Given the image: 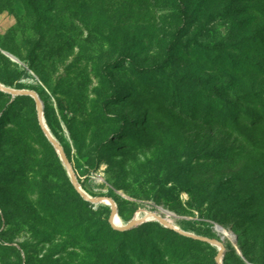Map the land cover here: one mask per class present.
<instances>
[{"label": "rangeland", "instance_id": "1", "mask_svg": "<svg viewBox=\"0 0 264 264\" xmlns=\"http://www.w3.org/2000/svg\"><path fill=\"white\" fill-rule=\"evenodd\" d=\"M229 1L243 12L220 14ZM183 2L185 15L178 0H0V83L38 95L80 188L110 198L122 225L137 214H156L179 230L222 241V264H264V0ZM198 43L223 48L204 51ZM124 55L129 58L121 62ZM131 62L147 71L137 72ZM18 97L0 96L2 168L7 160L19 171L25 152L28 175L38 170L39 154L53 169V150L36 129L35 102ZM229 108L258 123H225ZM99 144L105 146L96 153ZM55 174L61 186L63 175ZM0 175V232L19 255L12 261L81 264L85 244L73 249L66 236L45 240L22 222L6 224ZM60 189L66 204L76 205L67 187ZM90 204L102 207L94 218L99 228L112 208ZM144 225L132 229L148 231ZM217 225L233 237L220 235ZM138 239L129 243L142 245ZM163 243L170 245L167 256L187 254L177 264H217L218 248L206 242L211 248L198 251L172 235Z\"/></svg>", "mask_w": 264, "mask_h": 264}, {"label": "trees", "instance_id": "2", "mask_svg": "<svg viewBox=\"0 0 264 264\" xmlns=\"http://www.w3.org/2000/svg\"><path fill=\"white\" fill-rule=\"evenodd\" d=\"M178 1H180V12L185 15L188 9L187 4H185L183 0ZM243 10L244 8L242 5H234L232 1H229L222 8L220 14L223 16L238 15L242 13ZM181 33L182 30L178 29L174 38L168 44L165 51V63L172 57L178 45ZM197 46L204 51L221 50L223 48L220 43L214 45L198 43ZM128 58L129 57L124 55L120 57L119 60L125 62ZM131 64L133 69L139 73L147 71V69L137 67L134 62H131ZM117 65L118 63H113L112 66ZM106 77L109 83L113 82V78L109 73H106ZM211 91L214 92V97L216 99H222L219 88L213 87ZM0 96H4V93L0 92ZM16 100H13L6 110L11 111L12 105ZM18 100L31 101V98L28 96H19ZM219 104L220 103H218V105ZM223 118L225 123H233L237 119H242V121L247 119L248 125L258 123L257 120L249 117V115L234 113V108L227 109ZM260 120L264 122V119ZM219 123L220 121L215 124ZM36 129L39 131L44 145L53 150L51 157L54 159L55 166L53 169L49 168L45 159L47 157L41 154L35 155L36 158L40 156L37 159L38 170L34 175H28V172H26L24 168L26 166L24 157L25 152L20 158L21 164L20 168H18L19 171L13 169L14 162L12 161L9 162L4 160V168H2L3 163H0V172H4V186L7 187L4 193V216L6 217V224L9 225L11 222L21 224L22 222L26 227L29 225L31 232H34L45 240H49L55 236L59 238L66 236L70 239L73 249L76 248L79 242L85 244V247H83L81 264H168L170 261H172V264H177L180 260L183 261L187 254L185 252L176 251L167 256L170 245L163 243L167 235H172L181 241L192 244L197 251L204 246L211 248L205 242L182 236L174 230L165 228L159 224L152 225L145 223L144 226L149 227L148 231H135V229L118 231L111 227L108 221V214L103 224L99 228L95 227L94 224L96 220H94V218L102 207L95 206V209H93L94 206L85 201L74 189L59 156L54 152L53 147L44 136L37 122ZM104 146L105 145L99 144L95 152L99 153ZM1 169L4 171H1ZM56 170L61 171L63 175L64 183L61 184V186L63 188L64 186L67 187V191L64 193L66 195L70 194L77 202L76 205L69 207L66 204L68 200L66 201V197L60 192V190H62L60 189L61 186L53 182V179L57 177L55 174ZM2 175H0V182L2 180ZM24 180L26 181V185ZM6 201H9V209L5 207L7 206ZM155 235L159 237L154 240ZM133 237H135L136 240L140 238L138 240L142 242V245L135 242L131 245L129 239ZM148 243L150 244L149 246ZM11 251L12 248L6 245L5 238L3 239V234L0 232V264H17V262L12 261V258L16 259V256L18 257L19 255L18 253L15 255L11 253ZM165 256L168 257L167 259L169 260L166 261Z\"/></svg>", "mask_w": 264, "mask_h": 264}, {"label": "water", "instance_id": "3", "mask_svg": "<svg viewBox=\"0 0 264 264\" xmlns=\"http://www.w3.org/2000/svg\"><path fill=\"white\" fill-rule=\"evenodd\" d=\"M9 55L12 59L17 60L16 58H14L13 56ZM0 91L10 94L11 96H28L31 97L34 102H35V106H36V110H37V114H38V121H39V125L45 135V137L47 138V140L49 141V143L54 147V149L56 150L60 161L62 162L63 166L65 167L67 174L70 178V182L72 184V186L74 187V189L80 194V196L85 200L88 201L90 203L93 204H99L101 202H105L110 204L111 208H112V212H111V217L109 219V223L111 225V227L115 230L118 231H127L130 230L132 228H134L137 225L143 224L148 222L149 220L146 219V216H152V218L158 220L161 224L165 225L168 228H171L175 231H177L179 234L191 238L193 240H197V241H202V242H206L210 245L216 246L218 248V254L216 256V263L217 264H222V252L224 251V245L222 243V241H218L217 239H210L207 237H202V236H197L191 233H187L185 231L179 230L178 228L174 227L172 224H170L168 221H166L165 219H163L162 217L156 215V214H149L146 215L142 218H138L136 219L135 217L128 222L125 225H117L114 221V218L116 216L115 210V203L110 199V198H92L89 195H87L79 186L78 181H77V177L75 175V172L63 150V148L61 147V145L56 141V139H54V137L52 136V134L50 133L48 127L45 124L44 121V117L42 114V105H41V101L40 98L38 97V95L32 91V90H27V89H22V90H18V89H13V88H9V87H5L4 85H2L0 83ZM216 230V228H215Z\"/></svg>", "mask_w": 264, "mask_h": 264}, {"label": "bare ground", "instance_id": "4", "mask_svg": "<svg viewBox=\"0 0 264 264\" xmlns=\"http://www.w3.org/2000/svg\"><path fill=\"white\" fill-rule=\"evenodd\" d=\"M7 56H9V55H7ZM10 57V56H9ZM11 58V57H10ZM12 59V58H11ZM14 60V59H13ZM165 211V210H164ZM149 213V212H148ZM170 215V214H169ZM116 217V216H115ZM135 218L136 219H138L139 218V215L137 214L136 216H135ZM145 218H148V219H150V218H152V216H146ZM170 219V218H169ZM114 221H115V223L117 224V225H122L121 224V222H120V220L118 219V218H114ZM216 228V232H218L220 235H227L229 238H232L233 236H231L232 234H230V233H228L223 227H220V226H216L215 227Z\"/></svg>", "mask_w": 264, "mask_h": 264}]
</instances>
